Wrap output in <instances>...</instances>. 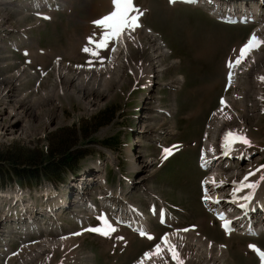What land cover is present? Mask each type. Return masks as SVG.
I'll return each mask as SVG.
<instances>
[{"label":"rangeland","instance_id":"rangeland-1","mask_svg":"<svg viewBox=\"0 0 264 264\" xmlns=\"http://www.w3.org/2000/svg\"><path fill=\"white\" fill-rule=\"evenodd\" d=\"M60 1L62 4L57 2V6L38 8L29 14L22 2L15 4L0 1V8H5L3 11L0 9L2 15L10 12L14 16L9 20L13 24L8 23L7 27H2L6 23L4 20L2 22L3 16L0 14V28L9 29V34L16 30L10 28L20 27L17 31L24 32L29 37V44L21 54L13 53L7 47H0V184L18 188L20 185L16 181L21 180L25 184L30 182L28 185L35 186H23V196L26 197L28 192L29 196L38 201L44 189L57 186V192H53L57 193L56 201L52 203L54 205L60 201L59 194L62 192H66L67 196L69 189L75 191L76 182L72 176L86 173L88 179L94 180L90 193H95L102 187L95 180H101L104 178L101 175L104 174L106 183L120 184L123 187L121 193L126 190V197L143 206L146 205L150 190L159 192L163 198H168L171 203L165 201V204L176 213L173 224L184 226L197 223V230L201 231L194 232L197 235L202 234L208 239H223L228 243L234 236L228 239L223 237L217 230V219H212L198 201L202 194L201 180L205 172L196 166V154L211 117V110L218 105L216 98L223 92L222 85L226 83L224 59H230L233 52L237 53L238 46L244 44L252 24L217 22L201 8L186 3L172 5L169 0H133L140 13L139 21L143 24L135 28L131 37L125 32L128 36L123 46L127 53L121 54L117 61L109 64L110 47L119 43L114 44L112 41L109 47L96 49L95 44L89 43V38L96 41L102 39L103 30L93 22L112 10L111 0ZM18 17L22 18L18 21ZM146 26H151L149 29L155 33L157 31L159 39L149 37ZM158 40L162 42L160 46ZM85 47L98 51L99 55L83 51ZM256 49L254 57L259 58V62L253 66L256 68L253 71L248 69L250 61L243 64L245 66L239 71L243 75L238 78L239 82L230 85L226 96L239 95L234 108L240 116L246 118L247 124V134L241 135L249 138L251 131L257 136L253 146L264 151V84L259 89L263 99L257 101L258 88L252 83L257 71L264 72V43ZM56 58L60 59V71H57V64L52 71ZM21 61L27 65L20 69ZM61 62L67 66L60 65ZM102 63L108 64L106 69H80L81 66ZM19 70L22 72L21 76L18 75ZM41 75L45 77L41 78ZM13 82L20 83V89L13 87L9 91L10 86L15 85ZM21 98V111L26 110L27 114H10L12 109L21 104ZM168 111L169 113H165ZM218 117L213 116V125L210 127L213 137L219 131L216 122L221 118ZM226 125L233 127L229 122ZM68 127H71L69 131ZM68 132L71 134L67 135ZM160 137L166 142H181L165 159L162 167L155 163V158L161 154V147L156 146L155 140ZM213 137L208 140L212 141ZM69 139L72 142L70 149H76L74 158L63 167H58V175L47 177L40 174V178L36 180L40 182L37 183L32 181L34 178H26L13 171L11 164L20 169L24 165H36L37 162L41 166L40 160L47 156L46 150L48 154L50 151L57 154L56 158H64L62 148L64 141ZM214 143L217 150L218 145ZM18 156L20 157L17 159ZM262 157L264 158V152ZM98 160H101L100 164ZM98 167H101L100 172ZM3 169H6V173H3ZM257 172L258 170L255 173ZM263 173L264 171L261 174ZM141 175L143 179L139 181ZM73 198L75 197L69 194L65 205V208L68 207L67 211L63 208L58 210L62 217L59 219L61 232L47 229V235L51 236L48 239L52 244L39 243V235L33 242L21 241L37 234L20 231L17 226L13 228L11 223L13 232L8 233L10 230L5 231L6 223L11 221H0V264H128L144 246L143 235L139 238L129 231H122V238L119 239L124 244L128 237L129 242L119 252L118 245L113 246L116 241L114 237L107 239L101 234L88 231L90 228L87 222L80 225L75 218L69 216L75 211L70 209L71 206L79 208L72 202L75 200ZM93 200L97 207L102 205L95 194ZM2 201L6 204L4 207L9 209L15 208L18 203L11 207L7 199ZM63 203L64 200L61 204ZM57 215L59 212L55 213ZM169 216L171 217L170 214ZM51 219L56 222V218ZM46 224L43 223V226ZM51 225L56 228L52 222ZM87 225L83 233L75 232L76 228ZM170 226L172 224L162 223L159 231ZM176 230L179 229L167 233L172 234ZM67 232L74 233V236L66 241L60 240L61 244H54L55 240H51L55 235L62 237ZM113 233L109 236H114ZM130 238L135 241L132 247ZM190 238L187 237L186 240ZM191 240L195 243L196 239L192 237ZM257 240L264 244V238ZM114 247L115 250L112 251ZM203 248L206 250L207 244H203ZM183 251L185 253L184 249L182 253ZM202 253L201 257H187L188 260L193 258L185 263L204 264L206 260L210 263L218 260V251L211 256ZM223 263L256 264V259L251 251L240 253L236 250L234 254L229 251ZM169 264L180 263L169 261Z\"/></svg>","mask_w":264,"mask_h":264},{"label":"bare ground","instance_id":"bare-ground-1","mask_svg":"<svg viewBox=\"0 0 264 264\" xmlns=\"http://www.w3.org/2000/svg\"><path fill=\"white\" fill-rule=\"evenodd\" d=\"M53 1H56V0H53ZM203 1H206V2L208 1L210 6H217L220 9H223L226 7H232V4H228V3L226 5H224L223 7L218 6L219 4H221V2L219 0H203ZM248 1H249V4H247V8L249 10H252V9H255V11H256V9L259 10L258 15L251 16V15H248L247 13L243 12L241 9H236V10L230 11V13H228V14L224 13L225 15H222L221 13H219L217 16H213L211 14V11L209 10V8L207 6H202V7H204L208 11L209 16L211 18H213L217 21H221V22H232V21H236V19H238L239 21H243V22L248 23L249 18H251V17L255 18L253 21H256L255 26H254V28H256V29H253L252 32H253V34L257 35L258 32H262V31L264 32V23L263 24L260 23V22H262V19H263L262 18V13H263L262 11H264V0H248ZM259 1H260V6L258 4L254 5V6L252 5L253 2L256 3ZM177 2H179V1H175V3H172V2L171 3L176 4ZM0 9L2 10L5 8H0ZM2 11L0 12L1 15H2ZM11 15L12 14L10 12H7L5 16L2 15L3 16V18H1L2 22L4 20L6 23V24L2 25V27H7V24L10 23L9 20L14 17ZM21 18L18 17L17 18L18 21ZM147 32H148L147 34L149 35V37L151 36L152 38H158L157 34L152 29H147ZM126 33L130 36L131 33H133V30H128ZM128 35L124 34L118 40L119 45L116 46L115 48H113V50H112L113 53L111 54L109 64H111L114 61H117V58H119V56L121 54L125 55V53H127V50L124 48L123 45H124L125 39H127ZM262 36L264 38V34H262ZM258 39H260V37ZM160 42H161V40L160 41L158 40V45H160L162 43V42L161 43ZM254 51L255 50H252L249 54H247V55H250L247 57L250 61L247 64V67H248V69H251L252 71H253V69L256 68V67L255 68L253 67L254 64L256 65L259 62V58L254 57V55L256 56V54H254ZM165 53L166 52H164V54ZM242 64H243V62H241L239 65L234 64V66L231 69L230 80L228 83H233V82L238 81L239 68L241 66L242 67L245 66ZM259 64H261V63H259ZM58 65L59 64L56 65V68H58L57 71H60ZM106 68H107V66H106ZM257 72L258 73L253 76L252 83L254 84L255 87L258 88L257 89L258 94L256 95V100L260 101L263 99L262 98L263 96L261 95L260 90H261V85L264 83V72H259V71H257ZM21 73L22 72L19 70L18 75L21 76L22 75ZM60 76H62V75H60ZM8 83H10V82L8 81ZM13 83H15V85L10 86L9 91H11L13 89V87H17L18 89H20V87H21L20 83H16V82H13ZM21 100H22L21 104H19V106H17V108L12 109L10 111V114L14 115L17 113H21V114L26 113V110L21 111V107H22L21 105H23V103H22L23 98H21ZM223 110H227V112H230V113H225ZM238 114L239 113L237 111H235L234 106H231L230 103L223 105L218 110V112H216V116H219L218 118H221V120L219 122H216L219 126L218 127L219 131L215 133L214 137L212 136L213 137L212 141L208 140V139L205 140V147L203 150L204 155L201 158V161L204 164V168L209 170L210 173L206 177V180L202 183L203 184V195L206 198L204 200V203L206 205H209L210 207H213V209H214L213 211L218 216L220 213H224L229 208L235 207L237 205V203H236L237 200L243 201V198H244L243 196L246 197V194L249 193L247 195V198H248L247 199L248 200L247 206L245 208L238 209L237 211H235L233 213V215H235L234 218L237 221L236 225L245 224V223L249 222L251 225L255 226L256 224H264V208H260V206H259V203L264 201V173L257 176L254 180L246 179L244 181H240L241 176H243L246 171L250 170L251 166L254 163L256 164V162L258 161L257 160L258 158H255L249 152L244 153L245 147H243L242 141H240V140L239 141L236 140L233 143H231L230 145L226 144V137L228 136L229 133H232L235 136L247 138L246 136L241 135V134H247V132H246L247 131L246 130V125H247L246 124V118H244L243 116H240V114L239 115ZM10 116H9V118H10ZM11 122H12V120H11ZM26 122H27V120H26ZM226 122H229L231 124V126H233V127L227 126ZM214 126H216V125H214ZM215 128H217V127H215ZM214 130H217V129H214ZM223 140L225 142V145L223 147H221ZM214 142H216L218 145L217 150H215V147H214L215 143ZM216 154H218V155L216 156ZM241 155H244V157L243 156L241 157V160H239V158H236V157H239ZM244 159H248V161L245 162ZM226 160L231 162V163L232 162L235 163V165H233V168H231V170H228V168L230 166L228 165L229 162L228 163L225 162ZM146 163H147V161H146ZM244 165H246V166H244ZM97 170H98V172H100L99 171L100 168ZM82 179H84V177H82ZM142 179H143V175L139 176L138 180L141 181ZM95 181L98 182L99 180H95ZM100 181L105 182L104 178H102ZM234 181H237V182H234ZM84 182H85V180H81L79 184L83 185ZM228 183H230V185H227ZM247 184H254L255 187H242V185H247ZM238 190H239L238 193L243 198L239 197L236 201H234V200L229 201V198L233 197V194ZM126 192H127L126 190L123 191V194H125ZM253 194H255V198L253 200H251L249 197ZM227 197H228V199H227ZM61 205H64V207H65L66 202H64L63 204H61V203L58 204L57 208ZM249 206H250V208H249ZM118 207H119V203H118V205H116V208H118ZM38 208L39 207L36 206L37 210H38ZM252 208H254V209H252ZM52 210H53V212L51 214L55 215L56 210H54L53 208H52ZM71 210H73V209H71ZM57 212H59V211H57ZM163 212L165 214H167V216L170 213L166 209H164ZM115 215H119L120 217L121 216L123 217V216H125V212L123 210H120L119 212L115 213ZM71 216L77 218L79 216V214H76V212L73 211L71 213ZM22 217L28 218L27 215H23ZM11 218H12V216L10 215V213L8 212L7 209L3 208L0 210V221H7V220H10ZM51 218L52 217H50V221L52 222V224H55V226H57L55 219L53 220ZM128 219H130L129 215H128ZM17 220L18 221L20 220V215L17 216L16 218H13L12 221L17 222ZM163 221H166V218H164ZM143 227H144V224H143ZM173 230H175V229H173ZM179 230H180V232H175V233L173 232L172 234L167 233V232H169V231H167L165 234V235H168V238H169L171 245H175V251L179 255V261L174 260L175 262L180 263L181 262L180 259H182V260L185 258L188 259L189 257H191V255L201 257L203 254L202 252H204V254L206 256H211L212 253L215 254L218 251V253H217L218 260H215L212 263H210L209 260H206L204 262V264H218V263L224 264L222 260H224V257L228 253V249H227V246L225 244L216 243L215 241L210 240L207 237H203L202 234L197 235V233L191 232L188 228H180ZM224 231L226 232L227 235L231 232L230 229H224ZM184 233H186L187 235H185ZM188 234H191V238L195 237V239H196L195 243H192L191 238L188 241L186 240V238L188 237ZM258 234H261V233H258ZM49 237H51V236H48L47 233L39 234V236L37 237V240L41 244L50 243L51 241H49V239H48ZM58 241H60V240H55L56 243H54V244H61V241H60V243ZM51 244H52V242H51ZM160 244H161V247L163 250L159 256L153 255L151 257V259H148V258L146 259V257H143L137 264H164V263L169 264V260H168V258H166V256H172L171 252L168 250V246L164 245L162 242ZM203 244H207L206 250L203 248ZM182 249L185 250V253H184V251L182 253ZM203 249H204V251H203ZM148 253H153V252H148ZM182 264H183V262H182Z\"/></svg>","mask_w":264,"mask_h":264},{"label":"snow or ice","instance_id":"snow-or-ice-1","mask_svg":"<svg viewBox=\"0 0 264 264\" xmlns=\"http://www.w3.org/2000/svg\"><path fill=\"white\" fill-rule=\"evenodd\" d=\"M170 2L175 3V0H170ZM133 13H137V15H133ZM139 10L135 7L133 0H112V10L104 15L102 18L94 21L93 23L101 28L102 31V39L99 41L93 40V38H89L90 44H95L96 49H105L108 47L109 43L112 41L119 40L126 31L135 30L136 27H139ZM264 43V41L259 40L255 35H253L250 40L243 46L240 50L239 57L235 61V65H239L243 59L249 54L253 49L258 47L260 44ZM85 52H90L93 55H99L98 51H93L88 47L83 49ZM229 68L233 67V63H229ZM223 103V101H222ZM236 140H240L245 144H249L250 141L245 137L235 136L232 133H229L226 137V144L230 145ZM172 154L171 149H165V158ZM264 167V166H262ZM247 179V177H245ZM242 187H255L254 184L242 185ZM226 228L228 226V222L224 225ZM88 231L99 233L105 237L109 236L112 232H115L116 229L113 227L107 219H104V226L101 228H92L88 229ZM186 231V230H185ZM141 235H146V233L141 232ZM149 239H153V237H148ZM162 243L168 246V250L171 252L173 259L179 261V255L175 251V245H171L168 235L162 237ZM255 251L258 252L261 257L262 264H264V251L257 249L254 245L250 246ZM161 244H157L155 247V252L146 253L145 257L151 259L153 255L159 256L162 252ZM182 264V261L180 262Z\"/></svg>","mask_w":264,"mask_h":264},{"label":"trees","instance_id":"trees-1","mask_svg":"<svg viewBox=\"0 0 264 264\" xmlns=\"http://www.w3.org/2000/svg\"><path fill=\"white\" fill-rule=\"evenodd\" d=\"M71 129V127L67 128V131H69ZM70 135L71 132H68L67 135ZM64 146H63V156H59V158H56V156H58L57 154L54 155L52 151H50V153L48 154L47 150L45 153H47V156L45 158H43L42 160H40V163L42 164L41 166H39L38 162L36 163V165H32V166H28V167H24L23 168H17L16 166H14V164L12 165L13 171H15V173H17V175L20 176H26V178H34V180L32 181H36L37 179L40 178V174H44L45 176L49 177V176H53V175H58L60 172L58 171V167H63V165L68 162L71 161L74 158V151H76V149H70V144H72L71 140L69 139L68 141H64ZM59 144V143H58ZM61 154V153H60ZM20 156L16 157L17 159ZM42 167V169H41ZM3 173H6V169H3ZM0 176H2L0 174ZM38 177V178H36ZM25 178V177H24ZM36 178V179H35ZM17 182H19L20 184H25L23 183V181L18 180ZM30 182L27 183V185ZM0 186H5V185H1Z\"/></svg>","mask_w":264,"mask_h":264}]
</instances>
